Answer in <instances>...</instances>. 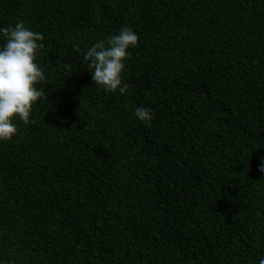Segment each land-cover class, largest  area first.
I'll return each mask as SVG.
<instances>
[{
	"label": "trees",
	"instance_id": "16d2710c",
	"mask_svg": "<svg viewBox=\"0 0 264 264\" xmlns=\"http://www.w3.org/2000/svg\"><path fill=\"white\" fill-rule=\"evenodd\" d=\"M18 21L47 78L0 143V264L264 258V0H0ZM124 26L120 95L83 56Z\"/></svg>",
	"mask_w": 264,
	"mask_h": 264
},
{
	"label": "clouds",
	"instance_id": "9594fccd",
	"mask_svg": "<svg viewBox=\"0 0 264 264\" xmlns=\"http://www.w3.org/2000/svg\"><path fill=\"white\" fill-rule=\"evenodd\" d=\"M44 36L26 27L22 21L0 28V143L10 141L18 132V117L24 124L32 122L34 105L45 98L38 85L46 81V72L38 62L44 48ZM139 36L127 26L107 39L89 47L83 56L92 83L105 92L124 95L128 84L123 79L129 49L138 45ZM79 53V48L76 49ZM134 117L143 123L153 119L149 108L136 107ZM258 171L264 174V157ZM258 264H264V258Z\"/></svg>",
	"mask_w": 264,
	"mask_h": 264
}]
</instances>
